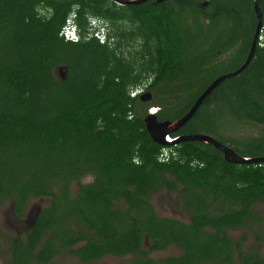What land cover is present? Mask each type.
I'll list each match as a JSON object with an SVG mask.
<instances>
[{"label": "trees", "instance_id": "1", "mask_svg": "<svg viewBox=\"0 0 264 264\" xmlns=\"http://www.w3.org/2000/svg\"><path fill=\"white\" fill-rule=\"evenodd\" d=\"M259 7L264 19V0ZM72 9L77 41L59 34ZM91 16L107 21L112 45L91 35ZM256 23L254 0H0V202L11 197L18 213L28 198L49 196L31 236L49 228L66 242L86 239L76 253L93 252L99 243L74 232L72 221L95 227L105 251L137 250L146 233L179 243L184 264H264L254 245L243 250L246 235L234 243V260L224 232L251 230V223L262 240L255 205L264 203V162H228L201 141L171 145L176 156L162 161V145L143 122L152 106L160 107L159 120L179 118L215 77L239 67ZM258 41L247 67L223 79L171 136L205 132L240 155H264V130L224 135L228 123L264 124V39ZM62 64L65 79L55 74ZM148 77L151 98L131 97L129 88ZM165 189L182 199L189 224L155 214L149 197ZM113 199L123 207L114 209ZM43 251L49 262L52 244ZM13 258L39 262L27 248Z\"/></svg>", "mask_w": 264, "mask_h": 264}, {"label": "flooded vegetation", "instance_id": "2", "mask_svg": "<svg viewBox=\"0 0 264 264\" xmlns=\"http://www.w3.org/2000/svg\"><path fill=\"white\" fill-rule=\"evenodd\" d=\"M162 1H167V0H161L156 2H162ZM200 1L202 5H205L203 4L204 0H200ZM208 1L209 0H207V2ZM159 108L160 107H158V110ZM72 184H74L75 186L74 189H72L71 186L72 191H74L76 189V184L75 183ZM155 194L156 193H153L152 196L149 197V201L152 203L153 210L157 216H159L160 218L165 217L174 220H180L187 224L190 223L189 215L185 211L183 207L182 199L178 196L177 193L165 189L164 192L162 193L165 195V199L163 200L160 209L158 208L159 203L153 199V195ZM32 198H38L39 204L33 206L31 205L32 206L31 207L30 202L32 201ZM8 202H9V207L6 211H4L3 204H6ZM259 203L260 202H258L257 204ZM49 204H50L49 196L31 197L26 200L25 204L21 208V211L17 213L15 212V208H14L15 204L13 199H11V197L2 198L0 202V264H18L17 260L13 258V253L15 251L19 255L21 254L25 255L26 248L29 251V253L32 255V258L37 257L39 259V262H35V264H46L51 262L59 263L58 261L61 260H63L64 262L68 261L67 263L73 262V264H170L171 259H175L173 264H184L183 263L184 260L181 257L184 255L185 251L184 248H182V246L179 243H174L172 241L166 243L164 239H159V238H156L155 240L149 237L146 233H143L137 250H133V251L121 250L120 252H118L116 249V250L105 251L104 244L102 245L101 249H99V246L102 243L101 241H99V239H101L102 236L99 234V232H97L95 227L89 226L85 228L82 227L81 225L76 227V225L74 224L75 222L72 221L70 225L73 228L74 232L81 235L85 234L86 232L85 235L88 236V240L90 241L95 240L97 243H99L98 246L95 247V250L93 252L89 251L84 254L81 252L76 253L75 251H77L76 249L78 247L83 246L84 244L87 243L86 239H80L75 243H70V241L66 242L58 239L59 237H61V235L60 234L57 235L49 228L41 229L38 238L34 239L36 236H31V233L36 232L35 229L33 230V227L37 223V220L41 216V213L44 211V208ZM112 204H115V207H113L114 209H117L116 206H119L121 208L123 207V202L121 199L120 200L113 199ZM260 204L264 206V203H260ZM159 211H166L165 213L168 216L160 215ZM260 215H261V225L259 227L262 233L264 234V212H262V214ZM33 217H35L34 222H32ZM181 217H183V219H181ZM252 225L256 229L258 228L257 225L254 224ZM7 229L8 231L6 233ZM204 229L206 231H211V233H213V230L209 226L204 227ZM235 230L240 231V233H242V232H246L247 229H245L242 226H238V227L228 226L224 228V232L230 240V247L232 249V256L234 260H236V256H237V250L235 248L234 243H236V241L238 240H241L244 237V235H246V234H242L239 238H236L235 235H233ZM247 232H250V234H252V240L249 244H247L246 248L242 247L244 251L249 250L252 245L254 246L255 245L258 246V244L260 245L262 241V240L260 241L256 240L255 234L252 230H248ZM220 235L223 236L222 233H220ZM105 236L106 237L104 238L109 239L108 235L105 234ZM30 237L32 239H30ZM245 241H247V235L245 236V239L242 242V246ZM67 243L70 244L66 245ZM49 244H52L53 255L50 258L49 262H45L43 260V256H44L43 247ZM17 247L20 248L17 249ZM256 249L258 250L257 247ZM41 251L43 252L41 253ZM98 252L100 253L98 254V256L89 257L90 255L92 256L93 253H98ZM196 264H216V263L214 261L205 260L201 262H196Z\"/></svg>", "mask_w": 264, "mask_h": 264}, {"label": "water", "instance_id": "3", "mask_svg": "<svg viewBox=\"0 0 264 264\" xmlns=\"http://www.w3.org/2000/svg\"><path fill=\"white\" fill-rule=\"evenodd\" d=\"M117 4L125 5V4H138L144 2L146 0H114ZM161 1V0H155ZM207 0H204L203 4H206ZM254 11L257 17V23L255 26V31L252 36L251 45L249 47V51L243 63L232 71H228L222 73L215 77L206 88L200 93V95L195 99L194 103L191 105L189 110L182 116L174 120H159L157 119V110L158 107L153 106L149 108L147 114L143 118V122L145 124V128L152 138L153 141L160 145H174L181 141H201L207 144L214 146L216 149L220 150L223 154V158L232 163H259L264 162L263 156H243L236 152L230 145L219 141L212 135L204 132L198 133H189V134H180L171 136L170 133L176 131L181 126H183L186 122H188L191 117L194 115L198 107L201 105L206 96H208L213 89L225 78L235 76L239 74L243 69L247 67L250 60L252 59L255 51V47L257 45L258 35L260 32V28L262 26V12L259 7V0H254ZM56 72H59V78L65 79L67 77V66L59 65L55 69ZM151 92L148 90L138 98L141 100H148L151 98ZM34 218V219H33ZM32 218V222H34L35 217Z\"/></svg>", "mask_w": 264, "mask_h": 264}, {"label": "built area", "instance_id": "4", "mask_svg": "<svg viewBox=\"0 0 264 264\" xmlns=\"http://www.w3.org/2000/svg\"><path fill=\"white\" fill-rule=\"evenodd\" d=\"M76 16L77 12L75 9H72L68 16L65 19L64 24L62 25L59 34L65 39L70 41H77L80 38L79 33V27L76 23ZM263 21L262 19V26L260 28V32L258 35V42L260 44L262 43L264 39V32H263ZM88 29L91 33V35L99 40L101 43H107L109 45H112L115 38L112 34L109 32V27L106 24V22L98 17L91 16L89 23H88ZM151 78H144L140 82H137L136 84L132 85L129 88V95L131 97H137L144 93L148 86L151 84ZM171 156H176V151L171 147V145H162L159 159L162 161H167L170 159Z\"/></svg>", "mask_w": 264, "mask_h": 264}, {"label": "rangeland", "instance_id": "5", "mask_svg": "<svg viewBox=\"0 0 264 264\" xmlns=\"http://www.w3.org/2000/svg\"><path fill=\"white\" fill-rule=\"evenodd\" d=\"M225 58V55L222 54V56L220 58ZM55 74L57 76H59V72H56L55 71ZM226 126V130L224 131V135L226 136H229V137H237V138H241V137H249V136H256V135H259L262 133L263 129H264V125L260 124V125H254V126H250V125H246V124H236V123H228ZM205 133V132H204ZM213 136V135H212ZM89 179L88 177L87 178H84L83 180H87ZM72 186V189L75 188L74 184L71 185ZM153 199L156 200L159 205H158V208L160 209L161 208V204L163 202V200L165 199V195L162 194V193H156L155 195H153ZM39 204V200L38 198H32V201L30 202V206L32 205H38ZM31 206V207H32ZM9 207V202L6 203V204H3V209L4 211H6ZM255 208L256 210L259 212V214H262V212H264V206L261 205L260 203L259 204H256L255 205ZM158 209V210H159ZM166 211H159V214L162 215V216H168L166 213ZM181 219H183V217H181ZM249 228H251L252 231L256 230V228L250 223L247 225ZM250 230V229H247V231ZM8 229L6 230V233H7ZM242 232L240 233V231H234L233 235H235L236 238H239L242 234H246L247 235V241L244 242L243 244V247L246 248L247 244H249L252 240V234H250V232ZM13 233V231H12ZM255 247L258 248V251L261 253V254H264V234H263V238H262V241H261V244L258 246L255 245ZM69 261H72V260H69ZM59 263H55V262H51L49 264H73V262L71 263H67L68 261H58Z\"/></svg>", "mask_w": 264, "mask_h": 264}, {"label": "clouds", "instance_id": "6", "mask_svg": "<svg viewBox=\"0 0 264 264\" xmlns=\"http://www.w3.org/2000/svg\"><path fill=\"white\" fill-rule=\"evenodd\" d=\"M101 19H102V18H101ZM89 20H90V17L88 18V23H89ZM103 20H104V21L106 22V24L108 25L107 21H106L105 19H103ZM108 27H109V25H108ZM148 87H149V86H148ZM146 91H148V88H147V90H146ZM146 91H145V92H146ZM145 92H144V93H145ZM142 94H143V93H142ZM142 94H141V95H142ZM139 96H140V95H139ZM139 96H137V97H139ZM135 162H136V163H139V161H138V160H137V161H135Z\"/></svg>", "mask_w": 264, "mask_h": 264}]
</instances>
